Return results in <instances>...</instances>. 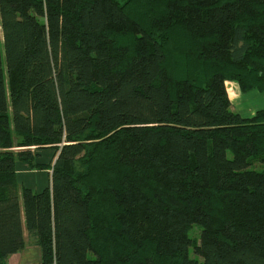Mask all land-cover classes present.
Returning a JSON list of instances; mask_svg holds the SVG:
<instances>
[{"label": "trees", "instance_id": "16d2710c", "mask_svg": "<svg viewBox=\"0 0 264 264\" xmlns=\"http://www.w3.org/2000/svg\"><path fill=\"white\" fill-rule=\"evenodd\" d=\"M226 82L264 93V0H0V264H264V109Z\"/></svg>", "mask_w": 264, "mask_h": 264}, {"label": "crops", "instance_id": "0c3cea01", "mask_svg": "<svg viewBox=\"0 0 264 264\" xmlns=\"http://www.w3.org/2000/svg\"><path fill=\"white\" fill-rule=\"evenodd\" d=\"M226 88L229 94V98L233 104L236 103L237 100H239V108L242 112H251V109H246L244 106V98L246 94L241 93L239 86L235 82H226ZM233 94V97L232 95ZM259 95V94H256ZM262 97V96H259ZM259 104L264 105V98L262 101L259 102ZM240 114H242L241 111H239ZM243 109V110H242ZM263 108H257L254 113L249 117H252L255 115V113ZM19 167H23L20 168ZM18 170V179L20 183H23L26 187L38 190L40 186L45 182V177H47V172H37V171H31L27 168V166L18 164L17 165ZM47 183V180H46ZM5 264H42V252L41 249L37 246L28 245L22 252L12 255L8 258V260L5 262Z\"/></svg>", "mask_w": 264, "mask_h": 264}, {"label": "rangeland", "instance_id": "374dc122", "mask_svg": "<svg viewBox=\"0 0 264 264\" xmlns=\"http://www.w3.org/2000/svg\"><path fill=\"white\" fill-rule=\"evenodd\" d=\"M256 94H259V95H256ZM231 95L233 97V94H231ZM259 96H262V97H259ZM263 98H264V93H259L258 91H253L251 93L246 94V96L244 98V106L246 109L250 108L251 112L250 111L249 112H242L240 110L241 108L239 107V100H237L235 104H233L231 102L232 103V109L234 111L238 112V109L240 108L239 111L242 112V114H241L242 116H244V117L251 116L257 108H263L264 109V105L259 104V102L262 101ZM259 110H261V109H259ZM238 113L240 114V112H238ZM42 154H43V158L40 160L42 163H48V164L52 163V161L54 160V153L52 151L51 152H44V153L42 152ZM256 167L259 169L258 165ZM19 168L21 171V168H23V167H19ZM46 180H47V177H45V182L36 191L43 190V188L46 185ZM199 235H200V230L198 228H195L190 233L191 238H197L198 239ZM27 241L29 242L28 238H27ZM191 255H194V254L192 253Z\"/></svg>", "mask_w": 264, "mask_h": 264}]
</instances>
